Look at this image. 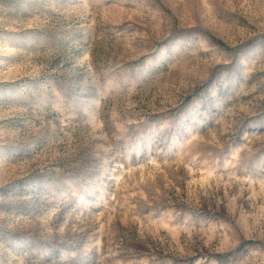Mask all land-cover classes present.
<instances>
[{"label":"rangeland","instance_id":"obj_1","mask_svg":"<svg viewBox=\"0 0 264 264\" xmlns=\"http://www.w3.org/2000/svg\"><path fill=\"white\" fill-rule=\"evenodd\" d=\"M0 264H264V0H0Z\"/></svg>","mask_w":264,"mask_h":264}]
</instances>
